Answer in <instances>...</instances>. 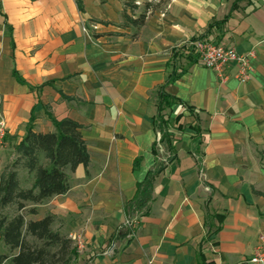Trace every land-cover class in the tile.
Here are the masks:
<instances>
[{
    "label": "crops",
    "instance_id": "0c3cea01",
    "mask_svg": "<svg viewBox=\"0 0 264 264\" xmlns=\"http://www.w3.org/2000/svg\"><path fill=\"white\" fill-rule=\"evenodd\" d=\"M233 1L167 0L137 28L120 26L124 0H0V174L32 116L36 132L78 122L88 150L26 216H54L70 264H237L264 235V0ZM200 37L253 51L250 78L222 81L185 46ZM159 89L176 99L160 111ZM150 173L146 213L131 211Z\"/></svg>",
    "mask_w": 264,
    "mask_h": 264
},
{
    "label": "trees",
    "instance_id": "16d2710c",
    "mask_svg": "<svg viewBox=\"0 0 264 264\" xmlns=\"http://www.w3.org/2000/svg\"><path fill=\"white\" fill-rule=\"evenodd\" d=\"M75 1L78 8L83 10V0ZM239 1L234 0L232 7H236ZM137 8L134 0H124L120 26L141 27L148 12L156 9L151 0H144L142 10L135 15ZM217 23L215 21L210 26ZM13 73L19 81L24 82L16 70ZM174 77L171 75L169 79ZM174 101L175 98L159 89V111ZM51 120L54 131L36 132L32 126L33 116L30 118L26 133L15 146L19 156L10 169L0 174V238L11 252L0 254V264L7 258L10 259L9 264H70L77 254L72 238L53 229L52 214H46L38 220L25 219L26 213L36 212L35 205L67 192L70 187L69 172L79 164L86 165L89 160L81 125L71 118ZM165 121L164 117L158 116L159 125L162 126ZM40 154L45 158L44 163L40 160ZM18 162L28 173H33L34 180L29 187L20 185L15 169ZM151 177L152 173L139 184L138 193L130 204L131 211L146 213L145 208L151 197ZM28 203L32 206L27 207ZM11 204L15 206L16 212L9 217L3 214V209ZM218 229L219 226L213 232Z\"/></svg>",
    "mask_w": 264,
    "mask_h": 264
},
{
    "label": "built area",
    "instance_id": "2783aa9c",
    "mask_svg": "<svg viewBox=\"0 0 264 264\" xmlns=\"http://www.w3.org/2000/svg\"><path fill=\"white\" fill-rule=\"evenodd\" d=\"M185 46L205 67L215 71L222 81L229 75L227 72L228 67H234L233 76L240 82H246L250 78L253 51L239 52L231 45L207 37H200L190 41ZM6 133V120L0 111V145L3 143ZM161 142L162 133L158 132L156 143L160 145ZM137 224V215L130 214L126 217L124 225L129 230L128 235L133 233ZM237 264H264V235L261 234L259 236V240L251 255Z\"/></svg>",
    "mask_w": 264,
    "mask_h": 264
},
{
    "label": "rangeland",
    "instance_id": "374dc122",
    "mask_svg": "<svg viewBox=\"0 0 264 264\" xmlns=\"http://www.w3.org/2000/svg\"><path fill=\"white\" fill-rule=\"evenodd\" d=\"M135 1V3H137V5L139 6V8H137V9H135V15H137L141 10H142V6H143V2H144V0H134ZM151 2L153 3V6L155 7V8H161V7H163L165 4H166V2H167V0L166 1H162V0H151ZM40 156V159L41 160H43V158L41 157V155H39ZM24 176H26L25 174H24ZM29 179H27V180H29L30 181V176L28 177ZM25 180H26V178H25ZM27 205H32V204H30V203H28ZM27 207H31V206H27ZM28 209V208H27ZM16 212V209H15V206L14 205H8V206H6L4 209H3V214H6L7 216H12L14 213ZM29 213H26L25 214V219H27V215H28ZM27 220H29V219H27ZM54 229V228H53ZM56 230V229H55ZM62 233V232H61ZM11 252L7 249V247L4 245V243H3V241L1 240V238H0V254H10ZM9 258H7V259H5V260H3L2 262H1V264H9Z\"/></svg>",
    "mask_w": 264,
    "mask_h": 264
}]
</instances>
